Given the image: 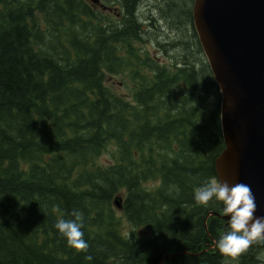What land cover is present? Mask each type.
Here are the masks:
<instances>
[{"label": "trees", "instance_id": "trees-1", "mask_svg": "<svg viewBox=\"0 0 264 264\" xmlns=\"http://www.w3.org/2000/svg\"><path fill=\"white\" fill-rule=\"evenodd\" d=\"M141 1L106 15L88 0H0V264H264V238L222 255V202L194 200L219 182L225 147L219 85L186 24L194 0L166 16L197 46L177 70L133 50ZM127 69L132 98L109 84ZM73 210L87 251L54 228Z\"/></svg>", "mask_w": 264, "mask_h": 264}, {"label": "water", "instance_id": "water-1", "mask_svg": "<svg viewBox=\"0 0 264 264\" xmlns=\"http://www.w3.org/2000/svg\"><path fill=\"white\" fill-rule=\"evenodd\" d=\"M193 21L221 92L217 178L250 185L264 215V0H194Z\"/></svg>", "mask_w": 264, "mask_h": 264}, {"label": "clouds", "instance_id": "clouds-1", "mask_svg": "<svg viewBox=\"0 0 264 264\" xmlns=\"http://www.w3.org/2000/svg\"><path fill=\"white\" fill-rule=\"evenodd\" d=\"M215 198L223 204V213L228 216V231L216 241L218 251L227 257L243 252L253 240L264 238V215L256 216V198L251 186L244 182L229 184L215 178L206 182L195 192L194 200L207 205ZM72 219H57L54 228L64 237L69 247L87 251L88 243L83 239L82 213L73 210ZM86 259L91 260L88 256Z\"/></svg>", "mask_w": 264, "mask_h": 264}, {"label": "rangeland", "instance_id": "rangeland-1", "mask_svg": "<svg viewBox=\"0 0 264 264\" xmlns=\"http://www.w3.org/2000/svg\"><path fill=\"white\" fill-rule=\"evenodd\" d=\"M88 1L96 10H101L106 15H112L114 13L120 14L119 0H101L106 5V7L104 8L102 7V4L100 2H97L95 0H88ZM185 1L183 2L182 0H142L139 5V9L138 10L136 9L135 17L136 19H140L142 22L144 21L143 26L145 27V29L142 32L143 37L134 38L133 43L135 48L133 50L134 51L139 50L143 54H150L159 63L161 62L163 64H169L170 66H174L176 70H177V66L175 67V65L182 62L181 59L177 57L179 56L178 53H180L182 49H186L187 51L191 50V52H193L192 54H194L195 52L194 50L197 49V46L194 45V48L192 47L191 38H188L184 35L181 36L180 38H178L179 36L178 37L174 36L177 31L172 32V30L168 28V26H170L169 23L170 22L172 23L173 20H171V18L166 17L168 14H170L173 6H180V4L182 3L185 5H187L188 3L191 4V0H185ZM190 12L192 18L191 23L187 22L186 24L189 30V34L194 36L193 33L194 32L197 33V30L195 28L192 17L193 7L190 9ZM143 15H145V18L143 17ZM135 17L134 15L131 14L130 21H134ZM159 17H164V20L162 21L160 20L158 23H156V20H159ZM178 20L180 21L182 20V18H179ZM165 21L167 22V24ZM173 39L179 42V44H176L178 46L177 49H175L174 47L175 43L174 44L170 43V42H175V40ZM193 41L196 42L195 37H193ZM198 43L201 45L199 36H198ZM197 52H198L197 57L201 58L202 55L206 57L204 50L203 52L197 50ZM189 72H190L189 70L176 71L177 74H188ZM104 74H106V72ZM129 74H131V71L129 69L125 71H121L120 73H113L109 77V84H111V88L115 92H119L120 94L126 95L128 98H132V91L135 87H137V83L132 79V77ZM210 100L211 103L214 104L218 100V97H216V95H213L211 96ZM131 225H132L131 222H129L124 217L123 228L129 229L131 228ZM261 254H262L261 256H263L264 258V252Z\"/></svg>", "mask_w": 264, "mask_h": 264}, {"label": "flooded vegetation", "instance_id": "flooded-vegetation-1", "mask_svg": "<svg viewBox=\"0 0 264 264\" xmlns=\"http://www.w3.org/2000/svg\"><path fill=\"white\" fill-rule=\"evenodd\" d=\"M192 17H193V15H192Z\"/></svg>", "mask_w": 264, "mask_h": 264}]
</instances>
